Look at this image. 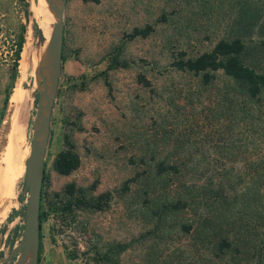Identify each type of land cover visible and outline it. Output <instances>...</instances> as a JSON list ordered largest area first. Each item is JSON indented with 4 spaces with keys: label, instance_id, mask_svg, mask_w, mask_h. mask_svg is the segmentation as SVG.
Segmentation results:
<instances>
[{
    "label": "rangeland",
    "instance_id": "obj_1",
    "mask_svg": "<svg viewBox=\"0 0 264 264\" xmlns=\"http://www.w3.org/2000/svg\"><path fill=\"white\" fill-rule=\"evenodd\" d=\"M41 1L0 0L1 170H7L14 130L22 152L12 182L0 186V264L19 243L24 225ZM148 24L147 35H130ZM24 26L38 60L29 61L24 76L18 60L12 76ZM235 35L248 45L245 60L264 66V0H66L64 59L44 161L40 264H89L88 248L104 251L115 242L132 243L117 264H164L176 255L209 258L210 237L201 228L218 220L224 231L250 227L257 236L259 210L244 195L251 187L257 195L264 179V99L254 109L231 108L229 80L221 72L204 84L170 65L179 50L196 55ZM19 83L25 97L15 101ZM68 146L80 161L64 174L52 162ZM160 163L166 168L159 170ZM68 183L83 187L87 197L106 191L110 197L102 208L75 207L63 222L56 205L67 198ZM177 199L181 206L165 208ZM182 223L198 228L189 233ZM202 239L204 245L196 247Z\"/></svg>",
    "mask_w": 264,
    "mask_h": 264
},
{
    "label": "trees",
    "instance_id": "obj_2",
    "mask_svg": "<svg viewBox=\"0 0 264 264\" xmlns=\"http://www.w3.org/2000/svg\"><path fill=\"white\" fill-rule=\"evenodd\" d=\"M96 1V0H94ZM28 3H26L27 5ZM26 14L29 13V9L26 8ZM19 35L15 48V57L13 62V73L17 71V66L20 60V54L23 50L24 32ZM151 31V25L145 27H134L131 31V36L147 35ZM26 41V39H25ZM248 51V45L240 35H235L231 38H220L215 44L196 55H188L184 50H179L172 58L170 65L180 71H189L193 75L200 78L201 82L208 84L213 81L221 72L226 79L229 80L230 89L228 98L230 100L231 108L238 109L243 108L244 105L249 104V109H254L256 105L264 99V66L260 67L257 64L249 63L245 60ZM62 53V62H63ZM140 80H143L146 84L149 82L140 76ZM59 92V89H58ZM9 98V90L6 88L4 96V104L7 103ZM260 106V105H259ZM79 156L72 147H65L59 150L54 159L53 167L60 173L67 174L75 169L79 165ZM162 163V162H161ZM158 164V169L163 170L166 168L162 164ZM257 188V195L253 193L251 186V193L244 195L250 201L256 202L259 214L258 219L262 221L261 229L257 236L252 235V230L249 227L247 231L240 233L224 231L220 220L211 221L209 226L202 227V230H206V234L209 235V252L210 257H201L199 254L193 258L186 259L181 258V255H176L170 260L163 261L164 264H264V179L261 181ZM68 193L67 198L58 199L56 209L58 210V217L61 221H66L68 217L74 212L75 207L85 206L87 208H102L106 200L110 197L108 191L100 193L95 199L87 197L84 193L83 187H78L77 190L73 183H68L65 187ZM78 191V194H76ZM82 193V194H81ZM76 194V195H75ZM73 196V198H70ZM43 187L41 195L40 206V245L38 262L40 264V257L42 251V231L41 223L44 218L43 206ZM180 199L170 200L165 208L176 209L181 206ZM184 204V202H183ZM182 204V205H183ZM246 205L249 206V201ZM182 229L187 232H192L197 229L193 223H182ZM131 242H115L109 243L108 247L104 251L99 249H89L91 253L92 261L89 264H117L120 253L129 248ZM196 247L203 246L204 241L198 240ZM197 253V252H196ZM77 256L76 253L71 255ZM175 256V255H174ZM156 262V261H152ZM159 263V262H158Z\"/></svg>",
    "mask_w": 264,
    "mask_h": 264
},
{
    "label": "water",
    "instance_id": "obj_3",
    "mask_svg": "<svg viewBox=\"0 0 264 264\" xmlns=\"http://www.w3.org/2000/svg\"><path fill=\"white\" fill-rule=\"evenodd\" d=\"M54 15L45 62L39 64L38 98L33 117V134L26 161L25 190L28 195L22 205L23 231L18 244L9 252L5 264H37L40 245V204L44 161L51 129L52 110L58 93L62 69L64 8L66 0H48ZM38 28V37L44 38ZM29 255V258H28ZM15 256V258H14ZM28 258V260H27Z\"/></svg>",
    "mask_w": 264,
    "mask_h": 264
},
{
    "label": "bare ground",
    "instance_id": "obj_4",
    "mask_svg": "<svg viewBox=\"0 0 264 264\" xmlns=\"http://www.w3.org/2000/svg\"><path fill=\"white\" fill-rule=\"evenodd\" d=\"M48 2H49L48 0L41 1L39 10L36 16L37 26L39 27V29H42L43 34H44V38L40 36L39 37L37 36L36 38L35 52L38 56L39 63L45 62V56H46V51L48 49L49 38H50V34H51V31L53 29V24H54V15L49 8ZM40 18H41V21H40ZM33 45H34V40L32 39V36L29 34L26 37V41H25V44H24V47L21 53L20 72L22 76H24V74L26 73L29 61L32 60V62L33 61L35 62L36 60H38V59H35V57L32 54ZM23 90L24 89H23L22 84L19 83L14 89V92L12 94V99L15 101H20L24 96ZM14 131L10 137V141L7 147V153H6L7 170H4L5 168L3 169V167H2L3 170H1V167H0V186L1 188H4L5 186L7 187L12 182L15 172L20 168V165H21L22 152L14 144L15 142ZM8 169H10L9 170L10 172L8 171ZM28 258H29V255H28ZM26 264H28V262Z\"/></svg>",
    "mask_w": 264,
    "mask_h": 264
}]
</instances>
